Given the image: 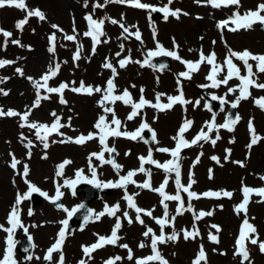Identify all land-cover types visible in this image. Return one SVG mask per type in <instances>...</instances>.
<instances>
[{"label":"rangeland","instance_id":"obj_1","mask_svg":"<svg viewBox=\"0 0 264 264\" xmlns=\"http://www.w3.org/2000/svg\"><path fill=\"white\" fill-rule=\"evenodd\" d=\"M141 2L162 7L168 3V0H141ZM246 2L249 5L245 6ZM25 3L28 9L42 10L46 15V20L40 21L36 17H31L28 23L18 30L15 24L18 20L24 19L26 11L7 6L0 9V29L12 33L6 43L3 35H0V60L10 58L9 60L13 62L0 68V90L8 93L7 95L0 93V109L5 112L12 109L23 113L27 110V107H31L35 99V89L27 78L39 79L47 71L50 64L55 66V63H60L58 74L49 80L48 85L57 87L61 82L67 83L69 88L63 92L67 104H59L58 94H48L41 89V95H49L50 99L42 100L41 105L33 109L32 114L29 116V122L50 125L54 119L50 113L55 111L61 117V123L63 124H67L69 117H71V128L63 127L60 129L66 136L77 137L82 133L87 135L90 131L96 132L97 130L93 128V125L98 116L104 114L103 109L97 106L101 94L96 93L91 96L77 94L72 92L70 88L79 87L81 81L86 86L105 87L106 81L112 76L110 69L102 67L106 58L118 73L114 80L115 94H120L127 89L132 94L133 101H139L140 89L143 88V95L146 100L155 103V94L164 93L166 95L161 97V102L168 103L167 96L179 95L177 91V81L179 80V88L183 92L184 99L193 102L186 105L177 103L172 110L161 112L145 106L141 114L133 120H127V116L132 111L130 106H126L121 101H117L115 104H106V106L114 108L117 118L123 122L120 131L135 132L141 122L144 121L155 131L156 140L159 143L153 142L151 146H148L142 141L124 137H108L106 143L109 147L115 148V161L122 168L118 176L110 164L98 166L100 162L93 158V164L98 166L96 168L97 178L105 182L116 181L120 176L126 175L129 170L138 169L140 167L138 157H147L150 148L152 149V158L161 164L165 163L172 158L171 155L158 152L156 149L174 148L175 141L171 137L177 134V130L185 120L193 122L189 130L184 133V138L191 141L200 132L201 128H204L205 132L208 131L205 122L212 121L213 114H215L214 123L223 124L224 114L230 106V102L235 100L236 95H239L238 91L226 95L228 87H235L240 83L236 78L231 79L227 86L221 85L219 88L199 87L211 83L205 79L211 68L207 64L201 65L199 71L192 73L191 80L178 76L179 73L187 69L184 64L171 57H169L171 66L167 70H158L150 66L140 67L136 63H128L125 68H120L119 60L130 55L133 61L143 62L148 50L155 49L153 30L156 33V40L165 49L171 50L173 48L174 39L176 44L179 45L178 54L184 61H191L195 54H198L199 59L201 49L205 54L210 53L213 45L208 39L211 36L217 40V48L213 52L216 53L217 63L221 65H223L227 55L228 47L236 52L247 49L253 54L264 53V32L259 29L260 25L258 23L254 24L250 30H239L232 34L226 28L221 31L216 26L218 21L228 19L233 12L239 11L243 15V7H249L253 10V7L264 4V0H240L238 9L235 5L213 8L210 5L198 4L196 0H173L170 5L171 9H180L182 13H187V15L181 14L179 19L169 16L167 20L150 19V9L141 10L116 3H109L93 12L92 5L95 3L103 4L104 0H88L87 8L83 6L84 0H25ZM86 14H92L93 19L96 20L105 17L115 19L129 27L131 32L136 31V28L130 27L135 25L139 28L143 43L132 36L124 39L119 25L105 20L103 25L105 35L100 38L102 42L96 46L93 55L91 38L83 35L87 31V22L84 19ZM122 14L124 16L123 20H121ZM261 15H264V13H261ZM73 19L77 29L75 33L77 40L67 41L63 38V34H74L72 31ZM194 23L202 24V32H210L209 35L193 31L190 26ZM52 24H56L63 29V33L52 29ZM54 31L56 34L55 52L49 53L48 37ZM221 35H223V40H221ZM13 40L19 41V44L12 43ZM105 40L108 42L104 43ZM77 43L82 44L83 49L80 53L81 58L74 62L72 56L76 51ZM121 44L123 50H121ZM117 53H120V56H117ZM232 59L233 63L240 69V74L246 75L247 70L244 68L243 63L234 57ZM249 63L253 65V72H256V62L249 60ZM17 68L22 70L23 75L17 73ZM226 73L227 68L225 67L222 75ZM252 78L257 83H264V73H257ZM249 91L251 96L242 100L236 108V115L240 116V120L234 126L233 131L219 129L218 134L221 138L213 146L210 141L215 139L217 135V132L213 130L208 133L210 137L208 142L200 141L199 145L184 148L180 153L182 157L180 161L182 185L187 186L189 172H191L195 183L192 184L190 191L201 194L209 191L226 190L233 195L231 198L223 196L220 198H206L201 196L199 199H191L192 210H186L182 215H176L179 202L165 201L169 213L167 217L169 223L164 228L165 234H171L173 228L179 233V238L175 243L158 244V250L168 261V264H193L201 245H203L206 253L207 264H241V257L236 256L234 258L233 254L235 251V235L245 218V213L241 211L237 214L234 211V206L243 201V187L264 188V180L260 179L261 176H264V111H261L254 104V99L264 97V90L250 87ZM212 95L224 97L229 102L223 106V111L221 109L211 111L205 107V98L212 97ZM197 100H200V104L194 107L193 104ZM250 119L253 122L255 134L261 139L251 149H248L246 146L251 139L248 128ZM108 120H111V114H108ZM20 123L19 117H0V224L5 227H11L7 223L6 217L15 202L17 193L23 195L28 191L25 179L49 196H53L57 184L63 185L66 179H76L75 172L77 169H83L84 175L91 178L87 158L90 153L100 152L102 148L98 138L84 145L52 143L53 140L62 138L52 134L48 137L49 147L45 150L40 141L36 139L35 130L28 127L21 128ZM111 127L115 128L116 126L112 125ZM21 133L26 137L23 141L21 140ZM28 140L32 141L33 146L25 147ZM226 149L231 150V155L227 161L224 159L227 154ZM29 152H31L30 158L28 156ZM78 152L79 155L76 154ZM10 153L20 161L15 170L10 167L12 159ZM125 153L129 154L125 155ZM201 153L202 155H200ZM45 154L47 159H42ZM198 155L199 163H196L193 167ZM212 156L218 157L220 163L210 159ZM104 158L109 159L107 152L104 153ZM66 159L72 161V163L65 166L63 176L56 177L57 165ZM77 160L80 162L77 163ZM233 161H242L244 166L241 167ZM24 164L29 166V173L26 177L23 176ZM144 167L151 170L152 187H159L166 176L164 170L148 163H145ZM210 169L212 170V179H209ZM167 175L169 179L165 187V193L175 195L177 192L175 174L169 173ZM145 179L146 176L139 172L133 177V180L137 183H142ZM128 186V194L140 193L134 196V202L138 207L145 210L154 209L152 211L154 217H164V208L160 203L162 197L155 192L137 188L135 184L130 183ZM61 191L64 192V196L58 202L68 210L76 207L81 202V195H74L72 189L62 187ZM38 195L40 196L39 202L36 201L35 205H31L30 198H28L23 200L19 206V218L28 229L27 234L31 237L33 243L30 250L31 259L26 264H55L59 260L58 252L52 254V261H46L44 256L47 249L55 242L57 233L62 227L58 222L66 219L67 213L58 210L54 204L39 193ZM124 195L125 192L121 189L110 188L109 194H103L90 203L93 213L105 211L106 205L112 206L114 203H119L120 210L116 213V216L121 217L122 227L117 233L120 237L116 242L117 248L105 245L92 252V258L89 260L82 252L81 247L82 245L88 246L96 243L97 235L94 234L109 236L116 223L115 216L105 215L99 221L93 219L82 226L74 224L72 231H66V239L62 246L64 264H78L81 259H84L86 264H104L110 257L117 256L121 259L116 261L115 264H136L137 258H144L152 254L150 246L152 234L149 237H144L143 232L146 231V225L151 227L156 235H159L160 226L143 213H141V218L144 220V225L136 222V213L133 209L128 208L127 202L122 199ZM180 196L185 209H187L189 203L187 193L181 190ZM257 201H261V197L255 193L250 194L249 203L246 205V214L249 222L255 226L259 239L264 241V202ZM29 209H31L32 215H29ZM124 211H128L133 223L129 224L123 218ZM201 211H211L213 214L194 220V215ZM172 216L176 217L174 221L171 220ZM33 225L37 226L33 227ZM193 225L198 229L199 235L194 239L185 240L181 230L192 231ZM212 225L219 226L220 231L217 232ZM81 227L83 230H81ZM19 230L17 235H13L14 244L21 239L22 233L25 232L23 228H19ZM209 233L216 235L219 242H212L209 239ZM6 237L7 233L0 230V259H2L6 247ZM142 242L145 244L143 248L139 247ZM245 243L252 264H264V254L260 253L258 245H252L248 241H245ZM125 244L132 251V260L127 258L128 249L120 247V245ZM220 253L226 254L221 255ZM13 256L20 264V254L15 247L13 248ZM148 264H158V262L150 261ZM199 264H204V261H200Z\"/></svg>","mask_w":264,"mask_h":264},{"label":"snow or ice","instance_id":"obj_2","mask_svg":"<svg viewBox=\"0 0 264 264\" xmlns=\"http://www.w3.org/2000/svg\"><path fill=\"white\" fill-rule=\"evenodd\" d=\"M109 3H116V4H122V5H128L131 7H135L137 9L141 10H147L151 9L152 12H161L163 14V17L165 20L168 19L169 16L174 17L176 19H179L180 15H187V13H182V10L180 9H171L170 5L173 3V0H168L167 4H164L162 7H156L152 6L146 3H142L141 0H104V3H95L92 5L93 12L97 8H103ZM196 3L198 4H204V5H210L213 8H220L223 7H229L232 5H235L237 9L240 7V0H196ZM15 7L16 9H20L22 11H26V16L22 20H18L15 24V27L20 30L22 29V26L26 23H28L29 18L36 17L40 21L46 20V15L44 12L40 9H28L25 3V0H0V9L4 7ZM85 8L88 7V0H84ZM261 13H264V4H259L256 7V10L249 9L246 11L243 15L239 13V11L233 12L232 16H230L226 20L218 21L217 22V28L219 30L227 29L230 32H237L239 30H250L252 29L254 24H259L262 28H264V15H261ZM151 19V16L149 17ZM85 21L87 22V31L83 33L85 37H90L92 41V54H95L96 46L100 44L101 37L105 35L103 31V25L105 23V20H108V22L112 24H118L119 27L122 29V36L124 39H127L129 36L134 37L137 41H142L141 33L139 31V28L135 25H132L130 27L136 28L135 32H131L129 27H126L123 23L120 21H117L115 19H111L109 17H105L103 19H93L92 14H86L84 16ZM124 19L123 14L121 15V20ZM52 29L63 33V29L59 28L58 25L52 24ZM73 33L72 35L63 34V38L67 41H76L77 35H75L77 29L75 26V20L73 19ZM126 34V35H125ZM0 35H3L5 38V43L7 42V39L11 37L12 33L7 32L3 29H0ZM201 39H203L201 37ZM49 40V47L48 52L54 53L55 52V40H56V34L55 31L48 37ZM153 40L155 42V49L148 50L147 52V58L141 62V61H133L131 59V56L125 57L124 59H121L118 61L120 68H125L128 63H136L139 64L140 67L149 66L151 64L152 58L158 57V56H167L171 57L172 59H175L179 61L180 63L184 64L186 67V71H183L178 74V76L183 77L185 79L191 80L192 79V73H195L200 70L201 65L207 64L211 66L210 71L206 75L205 79L210 81V84H204L200 85L199 87L202 88H219L221 85L227 86L229 81L233 78H236L240 81L238 85L235 87H228V93H235L239 92V95H236L235 100L230 102V107L232 109H235L239 106V103L242 100L248 99L251 96V92L249 91L250 87H255L261 90H264V83H257L255 79L252 77L256 76L257 73H264V53L262 54H253L249 50L245 49L242 52H236L232 50L230 47L227 48V55L225 56V59L223 61V65L217 63L216 61V53L210 52L208 54H205L203 50L201 49L199 52V59L196 61H184L178 54L177 49L179 48V45L176 44L175 40L173 39V48L171 50L165 49L162 44L159 43L158 40H156V33L155 30H153ZM221 40H223V35H221ZM104 43H107L108 41H103ZM12 43L19 44V41L13 40ZM216 42L213 41V44ZM226 43V42H225ZM121 50H123V45H120ZM227 47V45H226ZM83 49V45L77 43L76 51L73 53L72 60L78 61L81 56L80 53ZM191 51V50H190ZM117 56H120V53L116 54ZM236 58L237 60L241 61L244 65V68L247 70L246 75L240 74V69L237 67L236 64L233 63L232 58ZM249 60L256 62V72H253V65L249 63ZM13 63L9 60H0V68L9 65ZM102 67L105 69H110L112 71V76L106 81V86H95L92 85H85L83 81L79 83V87H72L70 90L77 94H83V95H93L96 93L101 94V99L97 101V106L103 109L102 115H99L97 118V121L94 123L93 128L96 129V132L90 131L87 135L80 134L77 137H70L66 136L65 133L61 132L60 129L63 127H69L71 128V117H69V122L67 124L61 123V117L56 114L55 111L51 112L50 115L54 117L52 123L44 124L39 122H29V116L32 114L33 109L38 108L41 105L42 100H48L50 99L49 95H41V89H43L48 94H58L59 99L58 102L61 105H66L67 101L63 97V92L65 89L69 88V85L65 82H61L57 87H50L48 85L49 80L54 78L60 69V63H55V66L50 64L48 66V69L45 73L41 75L39 79H34L32 77H28L27 79L32 84L33 88L35 89V99L31 105V107H27V110L23 113H19L15 110L9 109L7 112H5L3 109H0V117L7 116V117H19L21 123L20 127H28L29 129L35 130V136L36 139L40 141V143L43 145V148L46 150L49 147L48 137L52 134H56L60 137H62L60 140H53L52 143H74L76 145H84L85 143L92 141L94 139L98 138L99 144L102 146L100 152H93L90 153L88 156V171L91 173V178L84 175L83 169H78L75 172L76 179H66L64 180L63 185L57 184L55 189V195L49 196L47 193L41 191L38 189L35 185H33L30 181L25 179V184L28 186V191L25 192L23 195L20 193H17L15 202L13 206L11 207L10 212L8 213V216L6 217V221L11 227H5L4 225L0 224V230H3L5 233H7V237L5 240L6 247L3 251L2 259H0V264H16V261L13 256V248L15 246L13 241V235L15 233V230L17 228H23L25 233H27L28 229L23 225L19 218L20 209L19 206L22 203L23 200L30 198V193H39L41 196H43L46 200H48L50 203L54 204V206L58 210H63L67 213V218L64 220L59 221L58 223L62 225L60 227L59 232L57 233V238L55 242L47 249V252L44 256V259L46 261H52L53 256L52 254L54 252L59 253V260L55 262V264H64V254L62 251V246L64 243V240L66 239V230L68 226V219L73 217L81 208L84 207L83 204H80L76 207H73L71 210H68L64 207L63 204L57 203L63 196L64 192L61 191L62 187H68L70 189H74L75 186L78 183L84 182L93 184L98 189H104V188H119V189H126L128 184H135L137 188L149 190L152 192L157 193L162 199L160 200L161 205L164 208V217L163 218H157L152 215V211L154 210H145L138 207L134 202V196L139 195V192L128 194L127 191H125V195L122 197L127 202V206L130 209H133L136 213L135 221L140 223L141 225H144V220L141 218V213L144 215L152 218L156 224L160 226V233L159 235H156L153 232V229L151 227H146V231L143 232L144 237H149L151 235V252L152 254L144 257V258H137L136 264H148L150 261H156L158 264H168V261L162 256L161 252L158 250V244H165L167 242H173L175 243L179 238V233L173 228V231L171 234L166 235L164 228L165 225L169 223V220L167 219L169 213H168V206L165 203V201H177L179 202L176 208V215H182L184 211H191L192 205H191V199H199L201 196L206 198H220V197H227L231 198L232 193L228 192L226 190H220V191H209L204 192L201 194H198L194 191H190L192 184L195 183V181L192 179V173L189 172L188 176V184L187 186H184L181 184L180 179V161L182 160V157L180 155L181 151L184 148H190L196 145L200 144V141L208 142L210 140V137L208 135L209 132H212L215 130L217 132V135L215 139H211V144L215 146L216 142L221 138L219 136V129H225L227 131H233L234 126L239 122L240 116L237 114L235 118H228L226 117L225 122L223 124H215V114H213L212 121H206L205 127L208 129L207 132L204 131V128H201L200 132L197 133L195 137L191 141L184 138V133L189 130L190 126L192 125V121L185 120L181 127L177 130V134L171 139L175 141V147L172 149L168 148H157L156 151L161 153H169L171 155V159L167 160L165 163L161 164L158 161L154 160L152 158V149H149L148 156L144 157H138V160L140 162V167L138 169L129 170L126 175L120 176V178L116 181H101L97 178V171L96 168L98 166H103L104 164H111L113 167V170L116 171L117 175L119 176V171L122 168L121 165L117 164L114 159L111 158L112 153L115 152L114 147H109L106 143V140L108 137H124L128 139L135 140L137 137L140 139H143L142 132L143 130H148L152 134V140L155 143H159L156 140V133L154 130L150 128V126L142 121L139 125L138 129L135 132L129 133L127 131H120V128L123 126V122L119 120L116 116V113L114 111V108L106 106V104L111 103L115 104L117 101L123 102L126 106H130L132 111L127 116V120H133L135 117L139 116L141 114V111L145 106L152 107L157 112L161 111H168L172 110L174 105L177 103L181 105H186L189 103H193L191 101H188L184 99L183 92L179 88L180 81H177L179 95L176 96H167L168 103H162L161 97L165 96L164 93H156L155 94V103L152 101H148L144 98V89H140V99L139 101H133L132 94L125 89L120 94L116 93V86L114 83L115 77L118 75L116 68L113 67V65L107 60L102 64ZM164 65H160V68H164ZM227 68V73L222 75L224 72V68ZM17 73H20L23 75V72L21 69H16ZM222 77V78H221ZM75 83V82H72ZM135 87V85H133ZM0 93L3 95H7V92H4L3 90H0ZM213 100H219L221 104V111L224 110V105L228 104L229 102L224 97H217L216 95H212ZM200 100L195 101L193 104L194 107L199 106ZM254 104L258 108H260L261 111H264V97L256 98L254 99ZM205 107L208 108L209 106L205 104ZM108 114H111V120H108ZM155 119V118H154ZM112 125H115L116 127H111ZM249 132L251 135V139L249 144L246 146L248 149H251L253 145L257 144L258 141L261 139L255 134V130L253 127V122L250 119L248 123ZM26 137L23 136V133H21V140H25ZM234 142V141H230ZM32 145V141L28 140L27 144H25V147H30ZM202 146V145H201ZM226 156L224 159L227 161L228 157L231 155V150L226 149ZM107 152L109 155V159L104 158V153ZM129 153H125V155H128ZM202 155V153L200 154ZM10 156H12L10 167L12 169H16L17 165L20 164V161L15 158L14 155L10 153ZM29 158L31 157V152L28 153ZM93 158L95 160L99 161V165L93 164ZM42 159H47V155L45 154L42 156ZM210 159L216 161L217 163H220L219 158L216 156L210 157ZM72 163L70 160H64L59 165H57V170L55 172L56 177L63 176V169L66 165ZM145 163L154 165L156 168L163 169L166 173L165 179L163 182L160 183L159 187L153 188L151 185V170L145 169L144 165ZM196 163H199V155L196 158V161L193 163V167ZM233 163L239 164L241 167L244 166V163L242 161H233ZM143 173L146 176V179L142 183H137L133 180V177L137 173ZM212 170H209V179H212ZM29 173V166L27 164H24L23 166V176L26 177ZM169 173L175 174V185L177 188V192L175 195H168L165 193V187L168 184V175ZM261 180H264V176L260 177ZM183 191L187 193L189 197V203L187 206V209L184 207V203L180 196V191ZM243 193V201L234 206V211L239 214L241 211L245 213V218L241 223L239 234L236 237L235 240V251H234V258L236 256L241 257V264H252V261L250 259V255L248 252V249L246 247L245 241L250 242L252 245H258L259 251L261 254H264V241H261L259 239V236L256 232V228L254 225H252L249 222V219L247 217V208L246 205L249 203V196L252 193H255L261 197V201L257 202H264V188L260 189H252L249 187H243L242 188ZM222 207V206H221ZM120 210L119 203L109 207L105 206V211H101L98 213H93V210L89 209L88 214L84 216V221L89 222L90 220L99 221L101 217L108 215L109 217H116V223L114 224L111 234L109 236H100L97 235V241L96 243H93L92 245L84 246L82 245V252L84 255L90 260L92 258L91 253L104 247L105 245H115L116 242L120 239V237L117 235L118 230L122 227L121 223V217L116 216V213ZM213 213L211 211L209 212H199L198 214L194 215V220H199L204 216H211ZM29 215H32L31 209H29ZM123 218L128 221L129 224L133 223V220L129 216L128 211H124ZM175 216H172L171 220H175ZM37 225H33L35 227ZM213 228L217 230V232L220 231L219 226L212 225ZM81 230L82 227H81ZM183 232V238L185 240H188L189 238H195L199 235L198 229L195 228V225H193V230H181ZM209 239L214 242L218 243V237L216 235H212L209 233ZM29 240H31V237H29ZM120 247L128 249V259L132 260L133 255L131 249L128 248V245H120ZM139 247L143 248L145 247V244L142 242ZM215 251V250H214ZM221 255H224L226 253H220ZM31 259V257H28ZM121 257H110L107 261L104 262V264H115L116 261L120 260ZM200 261H204V264H207V257L206 253L204 251L203 245L200 246V250L197 252L196 258L193 261V264H199ZM78 264H86V261L84 259H81Z\"/></svg>","mask_w":264,"mask_h":264},{"label":"water","instance_id":"obj_3","mask_svg":"<svg viewBox=\"0 0 264 264\" xmlns=\"http://www.w3.org/2000/svg\"><path fill=\"white\" fill-rule=\"evenodd\" d=\"M152 17L154 19L156 18H164L162 14H159L158 12H152ZM260 29L264 31V28H262L260 26ZM151 66L156 67V68H160V65H164V68H169V60L168 58H166L165 56H158L155 58H152L151 60ZM162 68V69H164ZM207 105L211 108V109H216L219 110L220 109V104H217L213 99L208 98L207 99ZM235 118V109H232L231 107H229V109L227 110L226 114H225V118ZM143 139L150 143V139L146 136H144V134L142 133ZM137 139H140L139 137H137ZM127 189V188H126ZM124 189V190H126ZM108 189L104 188V189H98L95 186H91V185H82V186H76L75 187V193L76 194H80L83 193V197H82V202L80 204H83L84 207L81 208L69 221L68 223V230L72 229L73 223L74 222H78L79 225H83L85 223L84 221V216L88 214V210H89V202L95 197V193L97 192V196H100V194L102 192H106L108 193ZM38 201L39 202V198L36 195H32L31 197V202L33 205H35ZM113 246H116L113 245ZM17 249L21 252V254L25 253L24 255L21 256V264H24L28 257H29V248H30V244H29V239L26 237V235H24L23 240L19 241L17 243Z\"/></svg>","mask_w":264,"mask_h":264},{"label":"bare ground","instance_id":"obj_4","mask_svg":"<svg viewBox=\"0 0 264 264\" xmlns=\"http://www.w3.org/2000/svg\"><path fill=\"white\" fill-rule=\"evenodd\" d=\"M245 6H247V5H249L248 4V2H246L245 4H244ZM244 8V11H243V14L246 12V11H248L250 8L249 7H243ZM253 10H256V7H253L252 8ZM224 19V18H223ZM225 19H227V18H225ZM224 19V20H225ZM202 27H203V25L202 24H199V23H194V24H191V26H190V28H192L193 29V31H198L199 33H201V34H203V35H209V33L210 32H202ZM206 27V26H205ZM192 31V32H193ZM233 32H230V34H232ZM198 39V38H197ZM211 43H212V45H213V49H212V51L211 52H213L216 48H217V40H215L212 36L208 39ZM213 41H215L216 43L215 44H213ZM198 59V54H195V57L191 60V61H196ZM77 155H79V152L78 153H76ZM77 158H79V157H77ZM80 161L79 160H77V163H79ZM76 163V165H78ZM78 170V169H77Z\"/></svg>","mask_w":264,"mask_h":264},{"label":"trees","instance_id":"obj_5","mask_svg":"<svg viewBox=\"0 0 264 264\" xmlns=\"http://www.w3.org/2000/svg\"><path fill=\"white\" fill-rule=\"evenodd\" d=\"M10 50V49H9Z\"/></svg>","mask_w":264,"mask_h":264}]
</instances>
